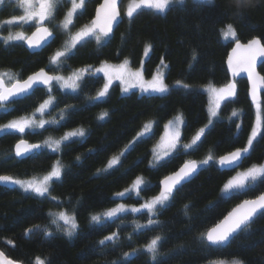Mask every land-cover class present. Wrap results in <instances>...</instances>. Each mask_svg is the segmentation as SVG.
<instances>
[{"label": "trees", "instance_id": "trees-1", "mask_svg": "<svg viewBox=\"0 0 264 264\" xmlns=\"http://www.w3.org/2000/svg\"><path fill=\"white\" fill-rule=\"evenodd\" d=\"M129 0H122L120 11L123 22L114 31V38L106 46L98 47L93 39L86 46L79 48L75 56L67 61L61 73L67 76L72 70L86 65H98L102 61L119 63L128 59L132 67L142 63L145 45L152 48L144 61V73L150 76L161 65L164 58L166 83L170 92L160 98L158 95H143L135 91L121 93L118 85L109 89L102 100H94L97 91L103 86L104 79H86L78 95L64 92L56 86L53 95L59 100L52 109L51 116L59 118L61 109L71 106L63 126L47 125V130L39 134L17 133L0 135V175H9L21 180L38 179L48 173L58 159L66 168L63 180L57 183L47 198L34 197L24 193L16 186L12 189L0 187V251L9 259L20 264H33L35 257H47L51 264H111L122 258L124 252L141 248L156 235L165 237L160 252L159 264H210L212 260L240 259L244 264H264V215L259 216L251 225L250 233L238 236L230 245L216 250L201 248L197 237L218 222L238 202L254 199L264 192V185L255 191L238 195L231 199H219L220 190L231 173L221 172L216 166L206 167L175 196L171 206L161 209L157 217L161 222L154 230H143L144 234L133 232V220L145 224L146 212L123 214V225L117 218L108 221L103 229L90 227V216L103 213L119 203L139 206L147 199L159 193V182L176 171L185 160L203 159L211 149L216 156L224 155L246 145L248 135L255 122V110L247 98V82L236 81L238 94L235 102L222 106L219 118L206 129V137L199 151L190 156L181 155L172 159L159 170H150L149 161L153 158L154 142L160 136L164 124L182 113L187 127L182 125V141L189 142L194 133L208 123V96L203 91L190 87H172L176 81L188 85L211 83L222 87L229 82L225 61L232 43L221 35L225 24L234 25L241 43L253 37H259L264 43V0H248L242 15H237L235 0H215L214 4H197L186 0L183 5H175L166 13H154L151 9H141L130 21L123 13V6ZM100 0H88L84 15L76 25L88 24ZM61 14V11H60ZM60 14L57 19L60 18ZM21 12L11 1L0 6V21L19 16ZM56 19V20H57ZM33 30V29H32ZM31 30V31H32ZM30 31V32H31ZM1 36H4L1 34ZM122 37L124 39L122 40ZM60 35L50 47L38 54H30L23 42H12L5 46L0 41V72L20 73L25 79L33 72L45 68L49 57L60 44ZM197 54L193 61L192 54ZM191 65V66H190ZM264 77V62L259 67ZM48 98L46 90L36 91L34 96L12 105L8 114H0V125L12 119L27 116ZM261 106L264 109V92L261 94ZM241 110L239 118L230 121L232 111ZM108 111L105 120H98L101 112ZM155 122L151 138H143L136 143L123 160V165L111 174L95 178L97 169L103 168L108 159L120 153L146 122ZM242 125L237 134L236 124ZM84 128L86 137L83 143H73L62 153H52L43 149L39 156L17 160L14 157V144L21 138L29 143H44L49 137L60 138L65 132ZM89 149H96L90 154ZM81 156L79 164L75 158ZM264 161V131L254 141L250 155L240 167L258 165ZM137 176H142L152 187L140 193L137 198L131 193L127 198H116L114 193L123 191ZM55 197L56 199H52ZM216 202V206L206 210V206ZM189 204V221L184 214V205ZM59 211L75 212L79 231L69 239L62 232H56V226L50 221ZM194 227L189 230V224ZM39 225L30 237H25V229ZM121 225V227H117ZM47 227L54 233L45 237L43 229ZM112 232H119L120 247L113 251L111 246L101 252L98 241ZM132 233V240L128 236ZM148 256L132 258L130 264H147Z\"/></svg>", "mask_w": 264, "mask_h": 264}, {"label": "snow or ice", "instance_id": "snow-or-ice-1", "mask_svg": "<svg viewBox=\"0 0 264 264\" xmlns=\"http://www.w3.org/2000/svg\"><path fill=\"white\" fill-rule=\"evenodd\" d=\"M87 2L88 0H12L14 7L23 10V15L13 16L5 20L3 24H0V28H3L4 24L11 26L17 23L20 25L31 23L35 26V31L31 36L26 35L24 31L15 33L9 31L7 36H0V41L6 47L10 46L13 41H24L29 50L50 47L57 39L58 29L60 30L59 34L65 35L67 38L61 47L49 57L46 67L32 73L26 79H21L20 73H13L10 70L0 72V114H8L12 110L13 104L34 96L38 90H46L48 97L36 107L31 115L0 125V135L16 132L24 134L26 129L32 134H39L35 130H47L46 125L63 126L68 112L71 111V106L61 109L59 118L52 117L48 120L43 118L45 115L51 116L52 109L59 104V100L53 95L56 85H59L60 90L69 89L72 94L78 95L84 81L93 79L95 82L99 79L98 74H103L104 83L97 91L96 96L92 98L94 100H102L106 97L114 80L120 82L122 93H128L129 89L138 88L141 93L157 94L160 98H163L164 95L170 92V86L165 82L166 76L164 73H156L151 80L145 81L142 69L132 71L127 58L118 65L102 61L98 67L86 65L72 70L66 77L61 74L68 67L67 61L75 56L79 48L86 46L93 39L98 47L106 46L114 38L115 27L123 22L119 7L122 0H104V3L97 8L96 16L88 24L80 26L73 32L72 28H75L76 22L86 11ZM193 2L197 4H214L215 0H193ZM4 3L5 0H0V6H3ZM185 3L186 0H129L124 15L131 21L141 9L166 13L173 6ZM247 3L248 0H235L237 15L243 14L242 10ZM65 7L67 10L64 12L63 20L59 24H54L53 22L57 19L60 11ZM221 35L226 41L235 42V47L227 59L228 69L233 79L219 88L211 83L206 87L205 90L210 95L208 123L199 128L189 142H182L181 126L187 127V122L184 120L182 113H178L164 125L165 133L153 149V158L149 161V169L158 171L160 167L166 166L172 159L181 155L190 156L199 151L203 144L202 138L206 137V129L214 123V118H219L222 106L228 102H235L238 94L235 78L241 72L247 73L249 96L256 108V119L248 135L246 145L220 156H216L210 149L209 153L199 161L195 159L185 160L178 170L160 181V191L157 195L147 199L139 207L119 203L116 207L103 213L93 214L90 216V227L103 229L108 226V221L114 222L117 218L121 220V225H123L126 219L123 214L146 212L148 220L145 224L133 220V232L144 234L143 230H154L156 226L161 225V222L153 217H157L161 209L170 207L176 194L186 184L190 183L201 170L211 166H216L221 172L234 170L240 167L242 161L249 157L254 141L264 131V109H262L260 101L261 93L264 92V77H260L256 72L258 58L264 57V43H262L261 38L253 37L246 44H242L234 25L231 23L224 25V28L221 29ZM123 39L124 37H122ZM151 48L152 45H145V55L150 53ZM33 54L38 53L34 52ZM192 59L193 61L197 59L195 52L192 54ZM161 65H164L163 57L161 58ZM172 87H182L185 90H190V86L182 81H176ZM37 114H39V119H37ZM240 114L241 110L234 109L228 119L232 121L234 117L238 118ZM108 116L109 112L103 111L99 114L98 120L103 121ZM154 124L153 121L144 123L141 131L137 133L133 141H130L119 154L110 157L103 168L97 169L94 174L95 178L111 174L122 167L123 160L131 151L135 150L136 143L141 142L145 137L151 138ZM236 129L237 134L234 135L239 134L242 125L237 123ZM86 135V130L81 127L65 132L59 139L49 137L43 144H30L21 138L15 145V156L11 158H35L45 148L51 150L52 153H62L65 148H69L73 143H83ZM96 151V149H89L90 154H94ZM75 160L79 164L82 158L77 156ZM65 173L66 168L58 159L40 180H21L9 175H0V187L19 186L24 193L38 198H47L53 187L62 182ZM261 185H264V164L252 165L242 172H237L235 176H232L223 184L219 199H231L238 195H244L255 191ZM151 187L142 176H137L128 188L114 193V197L123 199L130 197L131 193L135 192L136 197L139 199L141 198L140 193L150 190ZM52 199L56 198L52 197ZM215 206L216 202H212L206 206V210H210ZM189 207V204L184 205V214L189 221H192L195 218L188 215ZM261 215H264V192L254 199H244L214 227L205 232H200L197 240L204 250L221 249L230 245L238 236L250 233L251 225ZM50 223L56 226V232H62L69 239L79 231L75 212L69 215L67 211H60ZM121 225H117V227L119 228ZM192 227L194 225L190 223L189 230ZM39 228L40 226L36 225L25 229V237H30ZM43 235L53 237L54 233L45 227ZM128 240L129 242L132 240V233H129ZM119 241V232H112L97 243L102 246L101 252H103L109 246L113 251L115 248L120 247ZM164 241L165 237L156 235L141 248L124 252L122 258L111 261V264H130L131 259L139 255L148 256L147 264H159L162 255L160 248ZM0 264H20V262L11 260L3 252H0ZM33 264H51V262L47 257L37 256ZM210 264H244V262L233 258L231 260H212Z\"/></svg>", "mask_w": 264, "mask_h": 264}, {"label": "rangeland", "instance_id": "rangeland-1", "mask_svg": "<svg viewBox=\"0 0 264 264\" xmlns=\"http://www.w3.org/2000/svg\"><path fill=\"white\" fill-rule=\"evenodd\" d=\"M6 1H11L12 2V0H6ZM128 4H129V1L125 4V6H123L124 8H123V13H125V10H126V8H127V6H128ZM20 10V12H21V15H23V10H21V9H19ZM67 10V8L65 7L64 9H62L61 10V14H60V18L59 19H57V20H55L53 23L54 24H59L60 23V21L61 20H63V18H64V12ZM153 11V10H152ZM154 12V11H153ZM154 13H157V12H154ZM7 20V19H6ZM5 21V20H4ZM4 21H0V24H3V22ZM84 25V24H83ZM80 26H82V24L81 25H75V28H72V31L74 32L76 29H78ZM35 28V26L34 25H32L31 23H25V24H23V25H20L19 23H17V24H14V25H7V24H4L3 25V28H0V36H1V34H3L4 36H7L8 34H9V31H11L12 33H15V32H18V31H24L25 32V34L26 35H28L29 34V32L32 30V29H34ZM224 28V27H223ZM222 28V29H223ZM57 32L59 33L60 32V30L58 29L57 30ZM60 35V44H59V46H58V48H60L61 47V45L63 44V42H64V40L67 38L65 35H62V34H59ZM13 42H23V41H13ZM12 43V42H11ZM57 48V49H58ZM145 58H147V55H145V51H144V55H143V58H142V63L137 67V68H135V67H132L130 64H129V67H130V69L132 70V71H135V70H138V69H142V71H143V76H144V79H145V81H147V80H151V78H152V76L154 75V74H156V73H164L165 74V66L164 65H160L158 68H156V70L150 75V76H148L147 77V75L144 73V61H145ZM123 62V61H122ZM108 63H110V64H112V65H118V64H120L121 62H119V63H111V62H108ZM101 64V63H100ZM100 64H98V65H95V66H93V67H98ZM98 75H100V76H102L103 77V74H98ZM68 76V75H67ZM66 77V76H65ZM166 82V81H165ZM114 85H118L119 86V88H120V92L122 93V86H121V84H120V82L118 81V80H114L113 81V84H112V86H114ZM173 85H175V82L173 83ZM209 85V83H207V84H204V85H189L190 87H192V88H197V89H199V90H201V91H203L204 93H206L207 94V98H208V100H209V102H208V106H207V112H208V109H209V107H210V95H209V93L205 90L206 89V87ZM58 88H59V85H56ZM111 86V87H112ZM110 87V88H111ZM180 88V87H179ZM217 88H219V87H217ZM62 91H64V92H71V90H69V89H64V90H62ZM131 91H135V92H137V93H139V94H143V95H157V94H149V93H141L140 92V90L138 89V88H132V89H129V92H131ZM47 99V98H46ZM240 110V109H239ZM254 110H255V119H256V108L254 107ZM35 111V110H34ZM33 111V112H34ZM32 112V113H33ZM32 113H30L29 115H31ZM29 115H27V116H29ZM208 116H209V112H208ZM231 116V115H230ZM23 117H26V116H23ZM240 117V116H239ZM238 117V118H239ZM19 118H21V117H19ZM40 117H39V114H37V119H39ZM44 119H46L45 118V116L43 117ZM229 118V117H228ZM17 119V118H16ZM173 119V118H172ZM233 119H236L235 117L233 118ZM13 120V119H12ZM11 120V121H12ZM47 120V119H46ZM168 122V121H167ZM166 122V123H167ZM165 123V124H166ZM7 124V123H6ZM164 124V125H165ZM47 126V125H46ZM182 127V126H181ZM39 130H41V129H36L35 131L37 132V131H39ZM17 134H19L21 137L23 136L24 137V135H26L27 133L28 134H32L28 129H26L25 130V133L24 134H21V133H18V132H16ZM164 133H165V127L163 126V129H162V131H161V134H160V136L157 138V140H156V142H154L155 144H154V147H156L157 145H158V143L161 141V137L164 135ZM61 137V136H60ZM57 139H59V138H57ZM183 142V141H182ZM183 143H185V142H183ZM187 143V142H186ZM41 144H43V143H41ZM154 147H153V149H154ZM46 150H48V151H51V150H49V149H47L46 148ZM153 153V152H152ZM261 164H264V161L262 162V163H260V164H258V165H261ZM257 165V164H256ZM249 167H251V166H248V167H242V168H239V169H237L236 171H234V172H232L228 177H227V179H226V181L228 180V179H230L232 176H235L236 175V173L237 172H242V171H244V170H246L247 168H249ZM43 178V176L41 177V178H38V179H36V180H40V179H42ZM30 180V179H29ZM226 181H224V183L226 182ZM131 185V184H130ZM129 185V186H130ZM128 186V187H129ZM17 188H19V186H16ZM223 187V186H222ZM20 189V188H19ZM222 189V188H221ZM22 190V189H21ZM23 191V190H22ZM220 192V196H221V190L219 191ZM133 193H135V192H133ZM140 206V205H139ZM139 206H137V207H139ZM114 207H116V205L114 206ZM114 207H112V208H114ZM111 209V208H110ZM60 212V211H59ZM59 212H57L56 214H55V218H56V215L59 213Z\"/></svg>", "mask_w": 264, "mask_h": 264}, {"label": "water", "instance_id": "water-1", "mask_svg": "<svg viewBox=\"0 0 264 264\" xmlns=\"http://www.w3.org/2000/svg\"><path fill=\"white\" fill-rule=\"evenodd\" d=\"M104 3V0H100V2H99V4L95 7V10H94V13H93V17H92V19L96 16V12H97V8H99L102 4ZM120 6H121V3H120ZM119 6V7H120ZM150 10V9H149ZM120 13H121V11H120ZM122 17V16H121ZM91 19V20H92ZM120 25V24H119ZM116 28L117 27H115V29H114V31L116 30ZM35 31V28L31 31V32H29V34H28V36H31L32 35V33ZM247 42H244V43H242V44H246ZM23 46H24V48L30 53V54H33L34 52L35 53H38V52H41L44 48H46V47H44L43 49H35V50H29L28 49V47H27V44L23 41ZM235 47V42L234 43H232V45H231V48H230V50H229V52H228V54H226L227 55V58H226V61H225V64L224 65H226V69H227V71H228V76H229V81L230 80H232L233 79V77H232V75H231V73L229 72V69H228V64H227V59H228V57H229V54L232 52V49ZM264 62V57H261V58H258V60H257V65H256V72L259 74V76L260 77H263L260 73H259V67L261 66V64ZM38 71V70H37ZM36 72V71H35ZM34 73V72H33ZM31 75V74H30ZM27 78V77H26ZM25 78V79H26ZM236 81H238V80H241V79H243V80H245L246 82H247V87H248V90H247V98H248V101H249V103L251 104V105H253V102H252V99H251V97L249 96V81H248V77H247V73H244V72H241L240 73V75L239 76H237L236 78ZM262 94V93H261ZM260 101H261V96H260ZM254 106V105H253ZM19 141V140H18ZM17 141V142H18ZM27 141V140H26ZM17 142L14 144V147H13V152H14V156H15V145L17 144ZM28 143H29V141H27ZM30 144H37V143H30ZM40 144V143H39ZM235 150V149H234ZM233 151V150H232ZM231 152V151H230ZM247 159V158H246ZM17 160H21V158H17ZM25 160V159H24ZM244 161L245 160H243L242 161V163H241V165H240V167L243 165V163H244ZM185 162V161H184ZM240 167H238V168H235L234 170H229V171H227V173H232V172H234V171H236L237 169H239ZM179 169V168H178ZM177 169V170H178ZM175 172V171H174ZM224 172H226V171H224ZM173 173V172H172ZM169 174H171V173H169ZM168 176V175H167ZM164 179V178H163ZM158 185H160V182H159V184ZM15 186H8V187H3V188H7V189H12V188H14ZM159 191H160V187H159ZM242 201H240V203H241ZM239 202H238V204H240ZM238 204H236L233 208H235ZM233 208H231V210L233 209ZM230 210V211H231ZM229 211V212H230ZM228 212V213H229ZM227 213V214H228ZM223 220V219H222ZM219 223V222H218ZM215 226V225H214ZM213 226V227H214ZM212 228V227H211ZM1 252V251H0Z\"/></svg>", "mask_w": 264, "mask_h": 264}]
</instances>
